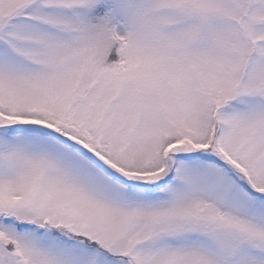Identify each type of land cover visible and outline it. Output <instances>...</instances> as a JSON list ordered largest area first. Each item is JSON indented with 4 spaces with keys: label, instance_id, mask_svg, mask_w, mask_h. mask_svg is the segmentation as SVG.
<instances>
[{
    "label": "snow or ice",
    "instance_id": "1",
    "mask_svg": "<svg viewBox=\"0 0 264 264\" xmlns=\"http://www.w3.org/2000/svg\"><path fill=\"white\" fill-rule=\"evenodd\" d=\"M0 264H264V0H0Z\"/></svg>",
    "mask_w": 264,
    "mask_h": 264
}]
</instances>
